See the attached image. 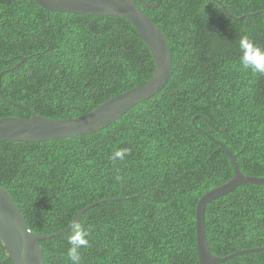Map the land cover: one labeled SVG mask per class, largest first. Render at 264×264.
<instances>
[{"label": "trees", "instance_id": "trees-1", "mask_svg": "<svg viewBox=\"0 0 264 264\" xmlns=\"http://www.w3.org/2000/svg\"><path fill=\"white\" fill-rule=\"evenodd\" d=\"M138 4L170 47L165 86L95 133L0 141V184L38 235L70 227L101 201L78 221L89 232L81 264H200L196 209L236 174L226 148L244 174L264 177V74L239 59L242 38L264 48V0ZM154 73L148 45L122 16L0 0V118L77 117ZM204 222L216 256L264 246V183L208 202ZM69 234L40 241L45 264H71ZM0 264H14L1 237ZM220 264H264V249Z\"/></svg>", "mask_w": 264, "mask_h": 264}, {"label": "water", "instance_id": "water-1", "mask_svg": "<svg viewBox=\"0 0 264 264\" xmlns=\"http://www.w3.org/2000/svg\"><path fill=\"white\" fill-rule=\"evenodd\" d=\"M34 1L41 7L52 12L90 16L115 15L128 19L148 45L154 59L155 73L145 84L112 97L92 111L77 117L69 116L66 119H53L36 114L33 111H31V116L29 117H1L0 141L38 142L98 132L117 121L134 105L154 96L168 82L173 67V59L167 39L162 30L138 4V1H140L147 7L156 8L162 3V0H158L156 4H151L148 0ZM222 7L229 16L237 18L228 12L223 5ZM243 17L245 15L238 19H242ZM226 149L232 157L236 174L229 182L205 193L199 200L196 209L197 246L200 264H220L236 255L257 252L264 249V247H258L240 250L225 257L216 256L210 250L204 222V208L206 204L226 194L241 183H264V177L244 174L237 163L235 154L228 148ZM100 202H95L79 210L74 223H78L86 210ZM71 226L48 235L36 234L30 228L25 216L11 196L9 190L0 184V237L8 251L9 259L14 264H45L43 247L40 241L65 234L71 230Z\"/></svg>", "mask_w": 264, "mask_h": 264}, {"label": "clouds", "instance_id": "clouds-1", "mask_svg": "<svg viewBox=\"0 0 264 264\" xmlns=\"http://www.w3.org/2000/svg\"><path fill=\"white\" fill-rule=\"evenodd\" d=\"M239 48L241 53L239 59L243 69L264 74V48L256 45L246 37L240 40ZM127 153V149H121L115 152L112 158L123 159ZM88 237L89 232L80 223L72 224L68 236V244L70 247L67 250V255L71 264H81V249L88 246Z\"/></svg>", "mask_w": 264, "mask_h": 264}]
</instances>
